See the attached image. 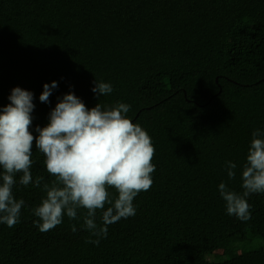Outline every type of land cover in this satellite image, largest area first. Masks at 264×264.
I'll return each instance as SVG.
<instances>
[{"label": "trees", "instance_id": "1", "mask_svg": "<svg viewBox=\"0 0 264 264\" xmlns=\"http://www.w3.org/2000/svg\"><path fill=\"white\" fill-rule=\"evenodd\" d=\"M95 79L112 93L98 100ZM15 87L34 95V136L69 92L89 109L130 105L156 170L136 214L106 238L84 230L83 209L40 232L31 209L44 193L17 177L25 207L15 226L0 224V264H264V193L247 198L242 222L218 191L226 182L242 193L252 132L264 130V0H0V108ZM32 159L33 177L50 182L35 143Z\"/></svg>", "mask_w": 264, "mask_h": 264}, {"label": "clouds", "instance_id": "2", "mask_svg": "<svg viewBox=\"0 0 264 264\" xmlns=\"http://www.w3.org/2000/svg\"><path fill=\"white\" fill-rule=\"evenodd\" d=\"M92 88L99 100L112 93L110 83L93 82ZM57 82L45 84L39 99L49 103ZM32 92L15 87L8 97L10 103L0 108V224L9 228L20 219L23 199L14 195L17 184L41 189L40 203L31 209L37 217L35 226L48 232L63 222L79 220L83 209L84 230L92 236L106 238L108 226L136 214L134 199L148 191L156 170L152 159L155 148L148 133L127 117L130 105L118 102L105 106L97 103L89 109L73 92L58 98L50 111L48 123L31 131L35 109ZM33 143L44 156L43 164L53 179L47 182L43 175L32 174ZM228 180L235 179L237 165L226 162ZM114 190L115 195L110 191ZM241 189L238 193L218 185L225 202L226 213L242 222L251 219L247 198L264 193V130L252 132L246 159L241 168ZM101 223L97 224V211ZM76 226H72L75 232ZM99 245L100 240H86Z\"/></svg>", "mask_w": 264, "mask_h": 264}]
</instances>
